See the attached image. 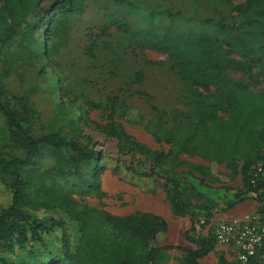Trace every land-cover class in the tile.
I'll use <instances>...</instances> for the list:
<instances>
[{"label": "trees", "instance_id": "16d2710c", "mask_svg": "<svg viewBox=\"0 0 264 264\" xmlns=\"http://www.w3.org/2000/svg\"><path fill=\"white\" fill-rule=\"evenodd\" d=\"M46 1L0 0V47L16 38L29 39L40 29L44 31L40 57L54 69V58L66 41L80 0H52L43 11L41 4ZM187 1L199 4L207 0ZM210 1L230 7L232 13L213 22L210 31L204 23L197 29L182 27L183 14L166 10L169 23L164 27L133 30L126 22L116 21L119 39L104 42L99 50L117 57L128 45L140 52L163 55L166 63L154 65L165 66L190 88L192 119L185 124L175 120L156 129L159 136L155 137L169 147L167 151L148 149L115 123L117 100L94 106L109 110L103 132L117 142L119 152L142 156L148 162L144 169L114 166L111 172L133 179H161L171 214L189 219L184 238L195 249L175 248L184 253L178 264H199L214 250L212 236L196 234V224L205 227L217 214L250 201L258 205L257 215L264 224V179H253L258 166L264 171V94L251 89L264 69V0H245L238 5L232 0ZM35 14V22H29ZM236 74L247 81L230 77ZM55 75L57 83H62V96L74 104L63 78ZM133 79L141 81L142 74H134ZM4 94L0 84V190L9 196L0 206V244L43 245L45 239H51L60 256L48 264H166L165 252L172 248L156 247L155 243L167 232V223L152 214L119 218L77 204L72 196L101 193L100 176L107 167L101 164L100 153L58 131L35 136L26 96L11 104ZM218 112H228V118L223 119ZM195 154L239 174L241 188L208 184V168L180 159L181 155ZM56 211L78 228L72 247L64 223L54 217ZM219 264L231 263L222 256ZM256 264H264V260Z\"/></svg>", "mask_w": 264, "mask_h": 264}, {"label": "rangeland", "instance_id": "374dc122", "mask_svg": "<svg viewBox=\"0 0 264 264\" xmlns=\"http://www.w3.org/2000/svg\"><path fill=\"white\" fill-rule=\"evenodd\" d=\"M244 1L232 0L231 3L238 5ZM52 2H43V11ZM229 8L210 0L199 4H191L187 0H80L77 15L69 23L66 41L54 58V69L48 68L40 57L44 34L40 29L29 39L16 38L10 45L0 47V84L4 95L11 104L26 96L28 112L33 119L32 133L43 136L54 130L61 135L71 136L82 146L97 150L101 155V164L107 167L100 176V195L84 198L72 196V199L80 206L114 217L125 218L144 213L163 219L168 226L167 232L158 236L155 246L172 248L165 252L166 264H178L184 257V253L175 248L195 249L184 238L190 228L189 219L171 214L161 179H133L111 172L114 166L122 168L130 165L144 169L148 162L142 156L132 157L129 153L119 152L117 142L106 138L103 132V127L109 122V110L94 106L104 105L107 100H117L118 107L114 109L113 117L115 123L148 149L167 151L169 147L156 139L155 136H159L156 129L174 124L175 120L181 124L190 121L194 99L190 88L177 75L163 65H154L165 64V56L150 50L140 52L128 45L119 51L117 57L99 50L104 42L116 43L119 39L114 27L116 21L126 22L133 30L164 27L169 23L164 12L176 10L184 16L182 27L197 29L204 23L206 30L210 31L213 22L232 15ZM36 15L30 16L28 21L35 22ZM55 73L63 78L72 92L74 104L67 103L62 96V83H57ZM136 73L142 74L139 82H134ZM230 77L247 81L239 74ZM258 81L251 89L264 94V69ZM218 115L227 119L229 114L218 112ZM180 159L208 168L211 174L205 179L212 186H228L232 190L241 188L240 175L223 164L215 166L196 154L181 155ZM240 165L241 162L238 163ZM261 177L264 179V172ZM8 201V194L0 190V206ZM257 210V204L245 202L232 212V219L261 223ZM54 217L64 223L72 247L78 237L76 224L58 211L54 212ZM221 221L230 219L217 214L205 227L196 224V234L207 236L212 224ZM59 256L60 252L51 239H45L43 245L0 244V264H48V260L58 259ZM222 256L235 264L231 254L218 245L199 264H219Z\"/></svg>", "mask_w": 264, "mask_h": 264}, {"label": "built area", "instance_id": "2783aa9c", "mask_svg": "<svg viewBox=\"0 0 264 264\" xmlns=\"http://www.w3.org/2000/svg\"><path fill=\"white\" fill-rule=\"evenodd\" d=\"M256 168L253 179L263 175ZM216 245L231 254L238 264H256L264 260V224L255 221L230 220L212 224L210 234Z\"/></svg>", "mask_w": 264, "mask_h": 264}, {"label": "crops", "instance_id": "0c3cea01", "mask_svg": "<svg viewBox=\"0 0 264 264\" xmlns=\"http://www.w3.org/2000/svg\"><path fill=\"white\" fill-rule=\"evenodd\" d=\"M237 207H238V206H237ZM237 207H236V208H237ZM236 208H235V209H236ZM235 209H233V210H231V211H229V212H227V213L220 214V216H222V217H224V218H227V219H230V220H236V219H232V217H234V214H232V212H234Z\"/></svg>", "mask_w": 264, "mask_h": 264}]
</instances>
